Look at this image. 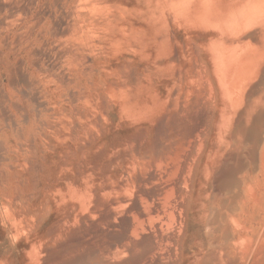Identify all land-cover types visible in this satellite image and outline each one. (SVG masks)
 I'll return each instance as SVG.
<instances>
[{
    "label": "bare ground",
    "instance_id": "obj_1",
    "mask_svg": "<svg viewBox=\"0 0 264 264\" xmlns=\"http://www.w3.org/2000/svg\"><path fill=\"white\" fill-rule=\"evenodd\" d=\"M231 4L221 33L196 48L211 52L230 107L243 105L233 119L230 146L236 149L241 138L251 148L241 147L246 152L239 157L229 152L224 157L220 145L225 141L215 132L203 165L206 185L208 175L215 176L213 194L198 210L203 241L186 243L198 170L217 107L212 89L203 88L207 78L198 80L200 64L193 65L197 74L190 72L183 90L172 86L166 94H143V85L139 89L125 79L93 95H70L72 106L34 109L32 122L14 128L7 165L0 155V184L5 164L14 177L16 234L33 240L27 264H264V204L257 205L261 199L256 203L247 171L257 162L258 146L252 145L261 140L264 109L257 110L262 102L258 88L246 89L248 76L260 74L264 80V0ZM255 21L260 29L236 37ZM73 22L72 30L79 27ZM75 37L80 36L71 32V40ZM244 44L256 48L244 51ZM72 47L64 54L73 62L84 61L80 48ZM116 107L120 118L113 123ZM204 186L200 183L199 189ZM222 192L225 197H217ZM42 224L47 227L40 234Z\"/></svg>",
    "mask_w": 264,
    "mask_h": 264
},
{
    "label": "rangeland",
    "instance_id": "obj_2",
    "mask_svg": "<svg viewBox=\"0 0 264 264\" xmlns=\"http://www.w3.org/2000/svg\"><path fill=\"white\" fill-rule=\"evenodd\" d=\"M182 1L0 0V155L5 158L7 165L14 128L32 122L37 114L36 109L39 113L44 109L49 110L48 108L72 106L74 103L70 102V95L77 92L85 96L93 95L104 91L105 85L125 79L133 80L135 87L139 89L143 85V94H166L172 86L183 90L185 86H189V78L196 71L193 65L202 64L201 70H197L198 74L201 73L198 80L201 83L202 79L207 78L208 82L202 81L203 88L206 91H209V87L212 89L217 107L212 112L206 152L196 179L191 205L194 212L189 215L188 223V244L203 241L204 229L199 220L201 212L198 210L213 194L215 176L208 175L206 185L203 165L207 161V152L214 143L215 132L218 131L225 141L220 145L224 157L228 152L235 155L238 153L239 157V154L241 156L244 153L242 151L246 152L241 147L250 149L251 144L243 140L246 144H242L241 138H238L237 147L240 148L233 149L230 146L233 119L243 110V105L230 107L229 98L220 90L211 52L196 48L212 34L221 33V27L230 17L235 5L231 4L232 0H223L221 3L218 0H186L184 4ZM216 5L222 6L220 10ZM73 21L79 27L72 30ZM257 28L260 29L259 21L242 28L236 37L253 33ZM71 32H77L80 37L71 40ZM73 45L74 48H80V59L85 58V62H73L64 54L67 49H73ZM255 48L253 45L242 46L244 51H254ZM175 55L177 60H171ZM259 75L248 76L246 89H250V86L258 88L262 102L257 104V110L263 111L264 80ZM203 88L199 90L202 91ZM119 118L116 107L111 113V119L113 123H117ZM39 121L41 119L37 120ZM248 122L250 121L246 125ZM252 123L249 125L252 126ZM262 125L259 126L261 140L255 143H258L255 147V144L252 145L253 149L258 146L255 150L257 162L255 161L256 165L252 163V167L250 164L247 170L253 178L256 203L261 199L258 206L264 204ZM5 164L6 175L4 182L0 184V264H27L33 240L32 237L16 234L11 202L14 177L7 173ZM253 167L256 168L255 171L252 170ZM200 183L205 185L203 190L199 189ZM32 187L33 184L29 183L26 188ZM22 190L25 188L22 187ZM224 193L217 197L224 198ZM46 227L47 225L42 224L37 231L42 234Z\"/></svg>",
    "mask_w": 264,
    "mask_h": 264
}]
</instances>
